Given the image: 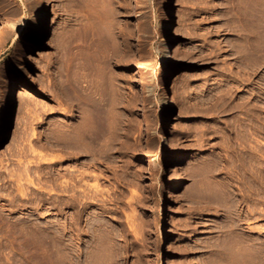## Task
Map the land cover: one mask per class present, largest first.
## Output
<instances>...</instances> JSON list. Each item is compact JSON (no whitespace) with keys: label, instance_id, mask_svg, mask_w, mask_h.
<instances>
[{"label":"rangeland","instance_id":"1","mask_svg":"<svg viewBox=\"0 0 264 264\" xmlns=\"http://www.w3.org/2000/svg\"><path fill=\"white\" fill-rule=\"evenodd\" d=\"M38 1L0 0V114L11 92L15 100L24 101L0 132V264H214L215 252H226V243H220L227 239L239 241L241 252L250 248L254 264H264V58L257 61L253 56L264 54L260 49L264 1L255 0L256 5L261 3L256 6L253 0H177L175 47L182 59L171 86L173 144L163 141L167 109L161 101L165 80L172 81L173 74L166 75L168 66L159 54L169 0H107L108 10L114 9L108 13L114 20L107 14L113 26L99 31L100 26L94 25L87 34H93L90 39L82 30L85 13L78 0H43L42 35L23 61L39 25L34 17ZM258 6L263 16L258 15L259 9H253V14L251 8ZM254 16L262 23L256 24L260 21ZM93 46L102 51L101 57L100 52L93 55ZM76 48L88 51L78 53ZM111 48L119 51L113 54ZM87 53L95 56L90 59L97 64ZM63 64L69 69L75 65L76 70L69 71ZM95 71L112 74L115 88L125 94L129 138L109 160L98 159L90 168L71 166L91 174L86 183L101 190L86 209L61 210L58 202L63 197L57 190L48 192L43 182L48 159L61 152L51 153L38 145L46 143L49 129L63 123L65 115L77 113L76 107L63 102V84L68 81L72 88L84 80L79 85H86L85 80L98 76ZM251 104L260 119L250 123L254 152L249 154L244 128L249 124L246 107ZM27 146L38 152L28 157L15 153L16 148L27 150ZM173 150L179 162L175 172L169 171ZM172 183L178 186L173 204L168 205ZM48 197L54 209L46 202Z\"/></svg>","mask_w":264,"mask_h":264},{"label":"bare ground","instance_id":"2","mask_svg":"<svg viewBox=\"0 0 264 264\" xmlns=\"http://www.w3.org/2000/svg\"><path fill=\"white\" fill-rule=\"evenodd\" d=\"M76 1V0H75ZM252 1V0H251ZM255 0H253L254 2ZM257 1V0H256ZM260 1V0H259ZM264 1V0H263ZM262 1V2H263ZM38 7H37V12L35 14L34 17H36L39 21V25L37 27V31L36 34H34V37L32 38V40L29 41V43L26 45V50H27V53L25 55L22 56V60L23 61H27L28 58H29V52L31 51V49L35 46V44L37 43L38 44V41L39 39L41 38V35H42V26L43 24L45 23V20H46V8H45V4L43 3V0H40L38 1ZM77 2V1H76ZM107 0H78V7L79 9L84 12L85 14L82 16L83 17V24H82V30L84 31V34H88L90 35L91 33V29L93 30V26L96 25V26H100V30L98 27L97 30L99 31H102V30H105L104 27H109L110 24L112 25L111 22H113L112 20L109 21V12H113L114 13V9L113 11L112 10H108L107 7L109 6H106L107 4L109 5V3H107ZM110 2V1H108ZM261 2V1H260ZM256 2H254V5ZM264 3V2H263ZM263 3L261 5V7L263 6ZM261 4V3H260ZM260 4H257V5H260ZM169 10L167 11L166 13V18L164 19L163 21V24H162V29H164L166 31V36H165V39L162 43V48H161V51H160V57L162 59V61H164L166 63V65L168 66V71H166V75L169 76L171 74H173V79L172 81H169L168 79L165 80V87H164V91L162 92V98H161V101H162V104H164V106L166 107L167 109V114H166V118H165V126H166V135L163 137V141H168L169 144H173L174 142V135L172 133V131L170 130V125H169V120H170V111L173 109V100H172V96H171V86L173 84L176 83L177 81V77H176V64H178L182 57H181V53L179 51V48L177 49L175 47V40L177 38V28L175 27V6L177 5V0H169ZM256 5V6H257ZM113 6V5H112ZM252 6V5H251ZM259 7V6H258ZM251 8L252 10L255 9V12L257 11L258 15L260 14V11L262 12V10H260V8ZM110 8H113L111 7L110 5ZM109 8V9H110ZM257 8V9H256ZM79 10V11H80ZM254 10H253V14L255 13ZM263 13H264V10H263ZM263 13L260 14V16H263ZM109 16H108V15ZM80 16V15H79ZM256 16V15H255ZM254 16V19H256L257 17ZM111 18L110 19H113L114 18L112 16H110ZM116 17V16H114ZM80 18V17H79ZM117 18V17H116ZM259 18V17H258ZM257 18V20H258ZM264 19V18H262ZM118 21V20H116ZM256 21V20H255ZM259 21L260 22H255L256 24L257 23H262L264 21L260 20L259 18ZM262 21V22H261ZM115 22V21H114ZM254 22V21H253ZM97 23V24H96ZM114 24V23H113ZM257 25V26H260V25ZM120 25V24H119ZM122 25V24H121ZM263 25V24H262ZM113 26V25H112ZM116 26V25H114ZM118 26V25H117ZM116 26V27H117ZM256 26V25H254ZM115 27V28H116ZM123 27V26H122ZM81 28V27H80ZM79 28V29H80ZM259 28V27H258ZM102 29V30H101ZM108 28H106L107 30ZM255 29V28H254ZM261 29V27H260ZM110 30V29H108ZM256 31H260V30H257V27L255 29ZM254 30V31H255ZM263 30V28L261 29ZM94 31V30H93ZM113 31V30H112ZM255 31V32H256ZM77 29H76V34H77ZM82 32V31H80ZM104 32V31H103ZM108 32V31H107ZM111 32V31H110ZM114 32V31H113ZM79 33V32H78ZM93 33V32H92ZM100 33V32H99ZM106 33V31H105ZM112 33V32H111ZM117 33V31H116ZM120 33V32H119ZM259 33V32H258ZM258 33H256L255 35L256 36H259ZM101 34V33H100ZM104 34V33H103ZM102 34V35H103ZM110 35V38L112 39L113 38V34L111 35L110 33H108ZM85 35V36H86ZM87 35V36H88ZM93 35V34H92ZM91 35V36H92ZM95 35V34H94ZM98 35V33L96 34V36ZM119 35V34H118ZM125 35V34H124ZM254 35V34H253ZM80 34L77 36L79 37ZM81 36L83 37V35L81 34ZM91 36H88V38ZM96 36H94L93 40H96ZM99 36V35H98ZM255 36V37H256ZM100 37H102L100 35ZM103 37L106 38V35H104ZM109 37V36H108ZM107 37V39H108ZM120 37V36H119ZM264 37V34L263 36ZM261 37V39H262ZM86 37V39H88ZM89 38V39H90ZM104 38V39H105ZM115 38V37H114ZM113 38V40H114ZM128 38V37H127ZM125 37V39H127ZM259 38V37H258ZM257 38V40H258ZM101 39V38H100ZM103 39V40H104ZM110 39V40H111ZM123 39V38H122ZM129 39V38H128ZM256 39V38H255ZM254 39V40H255ZM74 42L76 39H73ZM83 40V39H82ZM81 40V41H82ZM99 40V38H98ZM112 40V41H113ZM256 40V41H257ZM78 41V40H77ZM86 40L84 39L83 42H85ZM88 41V40H87ZM91 41V40H90ZM101 43L106 41H102V40H99ZM122 41V40H121ZM253 41V40H251ZM259 41V40H258ZM257 41V42H258ZM261 41V40H260ZM259 41V42H260ZM72 42V43H74ZM92 42V41H91ZM94 42V41H93ZM98 42V41H97ZM108 42L110 43L109 39H108ZM107 42V43H108ZM124 42V41H123ZM257 44V46L261 44ZM78 43V42H77ZM79 43H80V40H79ZM113 43H116V42H112L111 44ZM161 43V42H160ZM254 43V41H253ZM71 44V43H70ZM82 44V43H80ZM86 44V42H85ZM96 44V43H95ZM105 44V43H103ZM119 44V43H118ZM76 45V44H74ZM72 46V47H75V46ZM79 45V44H78ZM91 45H94L93 43H91ZM98 45V44H97ZM106 45L108 44H105V48H106ZM115 45V44H114ZM255 45V43H254ZM67 46V45H66ZM82 46V45H81ZM88 46H90V42L88 43L86 49L88 48ZM99 46V45H98ZM101 46V45H100ZM110 46V45H109ZM116 46V45H115ZM114 46V48H115ZM121 46V45H120ZM257 46L254 48V52H258L259 48H257ZM263 49L262 47H260L261 51L264 50V43H263ZM68 47V46H67ZM66 47V48H67ZM71 47V46H70ZM79 46H77L78 48ZM83 47V46H82ZM92 47V46H91ZM94 47V46H93ZM103 47V46H102ZM108 47V46H107ZM112 47V45H111ZM254 47V46H253ZM77 52L79 49H77ZM97 50L98 47H96ZM96 48L94 47L95 49V53L93 55H99V52H100V57H101V52L102 51H99L97 52ZM101 48V47H99ZM110 49V47H108ZM70 49V48H69ZM72 49V48H71ZM70 49V50H71ZM75 48H73L71 51H73ZM81 49V47H80ZM89 49V48H88ZM92 49V48H91ZM92 49V51L94 50ZM102 49V48H101ZM113 49V48H111ZM119 49V47H118ZM116 49V50H118ZM258 49V50H257ZM115 49L112 50L113 51H116ZM82 51V50H81ZM80 51V52H81ZM84 51V50H83ZM82 51V52H83ZM88 51V50H86ZM84 51V52H86ZM91 51V52H92ZM105 51V50H104ZM103 51V52H104ZM107 51V50H106ZM109 51V50H108ZM107 51V52H108ZM119 51V50H118ZM253 51V49H252ZM260 51V52H261ZM74 52V51H73ZM75 52V53H77ZM78 52V53H80ZM81 52V53H82ZM90 52V51H89ZM88 52V53H89ZM110 52V51H109ZM264 51H262L263 53ZM71 53V52H70ZM87 55L89 56L88 59L92 58L90 56V54ZM106 53V52H105ZM115 52H113L114 54ZM125 53V52H124ZM92 54V53H91ZM104 54V53H103ZM65 55V53H64ZM63 55V56H64ZM67 55V54H66ZM72 55H76V54H72ZM80 55V54H79ZM87 55L85 54V56L87 57ZM110 55V54H109ZM78 56V55H77ZM104 56V55H102ZM108 55H106L107 57ZM126 56V55H125ZM257 58V61H259L258 59L260 58H264V54H260L259 56L256 55H253ZM95 57V56H94ZM92 58V59H95V58ZM115 57V55H114ZM120 57V56H118ZM64 58H66V56H64ZM72 57L70 56V60L72 61L71 59ZM75 57H73L74 59ZM98 58V59H97ZM96 59L101 61L102 58H99V56L97 57ZM113 57H111L112 59ZM117 58V57H116ZM255 58V59H256ZM68 59H69V54H68ZM78 59V57H77ZM76 59V60H77ZM80 59V57H79ZM85 59V57H84ZM87 59V60H88ZM90 59V61L92 60ZM101 59V60H100ZM105 60H109L110 59V56H109V59L105 58ZM103 59V60H104ZM118 59V58H117ZM65 62L68 63L67 58L64 59ZM63 58H62V61H64ZM81 60V59H80ZM86 60V61H87ZM115 60V59H114ZM120 60V59H119ZM261 61H263L262 59H260ZM89 61V60H88ZM97 61V62H99ZM111 62V60H109ZM125 61V60H124ZM260 61V62H261ZM65 62H62L65 64ZM75 62V61H74ZM77 62V61H76ZM93 62V65H95L94 61H91ZM116 62V61H115ZM264 62V61H263ZM79 63H83V62H79ZM125 63V62H124ZM259 63V62H258ZM63 64V65H64ZM72 63H70L69 66H72L71 65ZM75 64V63H74ZM89 64V62L87 63ZM92 64V63H90ZM97 64V63H96ZM100 64V63H99ZM98 64V65H99ZM126 64V63H125ZM128 64V63H127ZM62 65V66H63ZM77 65V63H76ZM86 65V64H85ZM106 65H107V62H106ZM109 65V64H108ZM117 65H118V62H117ZM120 65V64H119ZM124 65V64H123ZM65 67L67 66V70L69 69V66L66 64L64 65ZM64 66L62 68H64ZM81 66V65H79ZM83 66V64H82ZM87 66V65H86ZM90 66V65H88ZM121 66V65H120ZM75 67V65H74ZM73 67V69H75ZM78 67V66H77ZM93 68L94 70L98 69L97 67L94 68V66H90V68ZM100 67V66H99ZM101 67H102V64H101ZM100 67V68H101ZM103 67L105 68L104 66V63H103ZM102 67V68H103ZM107 67V66H106ZM61 68V70H62ZM90 68H87V69H90ZM119 68V67H118ZM121 68V67H120ZM66 70V68H64ZM63 69V71H64ZM73 69H69L70 70H73ZM80 69V68H79ZM78 69V70H79ZM84 69V68H83ZM108 69H109V66H108ZM60 70V71H61ZM76 70V69H75ZM74 70V71H75ZM75 71L77 73H79V71ZM92 69H90L91 71ZM103 70V69H101ZM106 70V69H105ZM68 71V73H69ZM89 71V73H90ZM93 71V70H92ZM100 71V70H98ZM113 71V70H112ZM109 72V73H112ZM82 72V71H80ZM88 72L86 71L85 69V73ZM71 73V72H70ZM73 75H74V72L72 71ZM84 73V74H85ZM94 73H97L96 71ZM100 73V72H99ZM83 74V73H82ZM81 74V76H83ZM87 74V73H86ZM85 74V75H86ZM115 74V72H114ZM72 75V76H73ZM78 75V74H77ZM80 75V74H79ZM78 75V76H79ZM90 75V74H89ZM98 75V73H97ZM112 75V74H111ZM111 75L109 76L108 74H105V73H102V74H99L98 76H94L92 78H89L88 80H85V83L86 85L83 84L82 85H79L80 83H83L79 82L77 83L76 87L75 85L70 88V82L65 81L67 82V85L64 86V80L63 81V86L64 87V90L65 92L62 93L61 96H63V99H64V103H66L69 107H76V111L77 113L76 114H71V115H65V121L61 124H56V125H53L52 128L49 129V132L47 133V136H46V143H40L39 142V145L38 147H41V148H45L47 149L48 151H51V153L53 151H60L61 154L59 156H55V157H50L48 159L49 163L47 165V171L44 172L45 174V178H44V183L45 185L47 186L48 188V192H51V191H58L60 193V196L63 197L62 200H60L58 202V206H60V209L61 210H67V209H75V210H78L79 211H82L84 209H86V207L90 206L91 204H93V199L94 197L97 195V193L101 190H98L99 186H97V184H87L86 183V180L88 179L91 180L92 179V175L91 174H87L85 173V171H80L78 169H75V167L71 168L72 165H82V166H85V167H89V166H92L95 164V162L98 161V159H102L103 161L105 160H109L111 158V155L113 154V152H116L115 150H120L122 149L124 146H125V139L128 137V130H127V127L128 125L125 123V118H124V111H125V106H124V103H125V97L123 94L122 91H120L119 89L115 88V84H113L112 80H111ZM59 76V75H58ZM66 76V75H65ZM63 76V78L65 77ZM71 76V74H70ZM93 76V75H92ZM114 76V75H113ZM172 76V75H171ZM62 77V76H61ZM67 77V76H66ZM69 77V76H68ZM166 77V76H165ZM82 78V77H80ZM86 78V79H87ZM123 78V77H122ZM61 79V78H60ZM68 79V78H67ZM77 79V78H76ZM79 79V78H78ZM57 80V79H56ZM55 80V81H56ZM70 80V79H69ZM71 80L73 81H76L75 78H72ZM116 80V77L115 79ZM120 80H121V77H120ZM88 81V83L86 82ZM263 81V80H262ZM260 81V82H262ZM55 83V82H54ZM123 83V82H122ZM258 83V82H257ZM57 84V83H56ZM61 84V83H60ZM74 84V83H73ZM260 85V84H258ZM34 90V89H33ZM62 90V88H61ZM118 90V91H117ZM149 91V90H148ZM126 93V92H125ZM60 94V93H59ZM56 97V96H55ZM60 98V97H59ZM58 98V99H59ZM25 99V98H24ZM52 99V98H51ZM129 99V98H128ZM263 99H264V96H263ZM18 103V105H17ZM59 103V102H58ZM263 103V102H261ZM24 104V101L21 100L20 98L18 100H15V98L13 97L12 95V92L8 95V98L6 99V105L4 107V110L3 112L0 114V132H1V129L3 127H7L8 124H9V118L10 116L12 115V113L16 110L17 106H19V108L22 107V105ZM264 104V103H263ZM260 105V104H259ZM63 106V105H62ZM43 107V106H42ZM228 109H233L234 106L232 105H228ZM57 109V108H56ZM256 109V108H255ZM35 110V109H34ZM58 110V109H57ZM127 110V109H126ZM263 110H264V107H263ZM44 111V110H43ZM60 111V110H59ZM258 111V110H257ZM74 112V110H73ZM262 113H264V111H262ZM60 114V113H59ZM39 115V114H38ZM262 115V114H261ZM128 117V116H127ZM246 117L248 119V123L246 125V127L244 128L245 130V135L247 137V141H248V147H247V152L249 154H252L254 152L252 146L250 145V142L251 141V135H252V131H251V128H253L251 124H253L254 121H257L260 119L259 117V114H257L254 110V105L251 104L250 107H246ZM33 118V117H32ZM31 118V119H32ZM69 119V121H68ZM62 120V119H61ZM53 121V120H52ZM25 122V121H24ZM30 123V122H28ZM247 123V122H246ZM245 123V124H246ZM251 123V124H250ZM28 125V124H27ZM131 127V125H130ZM20 128V127H19ZM25 128V127H24ZM240 130V129H239ZM261 130H262V136L264 137V115L261 119ZM29 133V132H28ZM34 133V132H33ZM34 136V134H32ZM36 135V134H35ZM254 135V134H253ZM0 136H1V133H0ZM18 136V135H17ZM2 137V136H1ZM16 137V136H15ZM36 137V136H35ZM253 137V136H252ZM41 138V137H40ZM43 138V137H42ZM129 138V137H128ZM30 139V138H29ZM37 139V138H36ZM254 139V138H253ZM37 141V140H36ZM44 141V140H43ZM127 141V140H126ZM257 141V140H256ZM17 143V142H16ZM36 143V142H35ZM257 143V142H256ZM37 144V143H36ZM28 148V146H27ZM134 149V147H133ZM136 149V148H135ZM15 153L17 155H20L21 157H28V156H31L32 154H35L37 153L38 151L32 147V146H29V148L27 150H22V149H15ZM125 150V149H124ZM175 150V149H174ZM172 151V167L169 169V171H177L178 168H179V162H178V157L177 155L175 154V151ZM46 151V150H45ZM123 152V151H122ZM263 152V151H262ZM121 153V152H119ZM54 155V154H53ZM34 156V155H33ZM258 156V155H257ZM39 157V155H38ZM254 157V156H253ZM252 157V158H253ZM82 159V161H80ZM262 160V159H261ZM110 163V162H109ZM42 164V163H41ZM60 164L62 166L61 169H55L54 167L52 168V166H55V165H58ZM253 164V163H252ZM96 165V164H95ZM260 165V164H259ZM40 166V165H39ZM30 167V166H29ZM41 167V166H40ZM90 168V167H89ZM92 168V167H91ZM94 168V167H93ZM263 168V167H262ZM85 168H83L84 170ZM98 169V168H97ZM262 170V169H260ZM259 170V171H260ZM21 171V170H20ZM40 171V170H39ZM263 172V171H262ZM14 173V172H13ZM42 173V172H41ZM254 173V172H253ZM256 174V173H255ZM18 176V174H17ZM29 176V175H28ZM20 178V177H19ZM38 178V177H37ZM41 178V177H40ZM99 178V177H98ZM264 178V177H263ZM29 179V178H27ZM97 180V179H96ZM262 180V179H261ZM29 182H32L31 180ZM93 182V181H92ZM38 185V184H37ZM42 185V184H41ZM33 186V185H32ZM83 186H85V188H83ZM178 184L177 183H172L171 186H170V190L166 196V203L168 205H171L173 204L174 202V199H175V195H174V191H176V188H177ZM23 188V187H22ZM33 189V188H32ZM260 191V190H259ZM38 193V192H37ZM104 193V192H103ZM102 193V194H103ZM226 193V192H225ZM26 194V193H25ZM251 194V193H250ZM48 195V194H47ZM105 195V194H104ZM223 195V194H222ZM48 196H51V194L49 193ZM100 197V196H98ZM104 197V196H103ZM27 198V197H26ZM101 198V197H100ZM223 198V196L221 197ZM218 199V202H222L223 203V200L222 199ZM51 197H48L47 198V203H49L53 208V202L50 201ZM105 199V198H104ZM224 199V198H223ZM247 199V198H245ZM43 201V200H42ZM99 201V200H98ZM212 201L213 202H217V199H215V197L213 196L212 198ZM31 202V201H30ZM52 202V203H51ZM95 202V201H94ZM108 202V201H107ZM225 202V201H224ZM227 202V201H226ZM96 203V202H95ZM254 203V202H253ZM39 204V203H38ZM264 204V203H263ZM42 205V204H41ZM98 205V204H97ZM253 205V204H252ZM255 205V204H254ZM37 206V205H36ZM57 208V207H56ZM54 209V208H53ZM57 210V209H56ZM60 210V211H61ZM107 210V209H106ZM254 210V209H253ZM261 210V209H260ZM59 211V210H58ZM57 212V211H56ZM65 212V211H64ZM226 212V211H225ZM73 213V212H72ZM86 213V212H85ZM245 213V212H244ZM71 214V213H70ZM61 215V214H60ZM240 215V214H239ZM66 216V215H65ZM73 216V215H72ZM83 216V215H82ZM253 216V215H252ZM80 218V217H79ZM233 218V217H232ZM236 218V217H235ZM72 219V218H71ZM74 221V220H73ZM236 221V219H235ZM242 221V220H241ZM232 222V221H231ZM242 225V224H241ZM230 226V225H229ZM237 226V225H236ZM232 228V227H231ZM230 228V229H231ZM222 236V235H221ZM227 236V235H226ZM225 236V237H226ZM219 237V235H218ZM242 237V236H241ZM225 239V238H224ZM239 240V239H238ZM220 241V239H219ZM223 241V240H222ZM221 241V242H222ZM98 243V242H97ZM226 243V249L225 250L226 252H224L223 250H219L217 252H215V255H214V259H215V263L217 264H254V257H253V254H252V251L250 248H245L246 251H242V248H241V251H240V246L241 243L239 241H233V240H230V239H227V242H224L223 243H220V244H224ZM244 243V242H243ZM242 243V244H243ZM100 244V243H99ZM217 244V243H216ZM103 246V245H101ZM245 247V246H244ZM224 248V247H223ZM219 249V248H218ZM244 249V250H245ZM98 250V249H97ZM98 252V251H97ZM213 255V254H211ZM211 257V256H210ZM258 257V256H257ZM210 260H213L212 258ZM214 261V260H213ZM211 261V262H213ZM67 262V261H66ZM258 262V261H257ZM214 263V264H215ZM67 264V263H65Z\"/></svg>","mask_w":264,"mask_h":264}]
</instances>
